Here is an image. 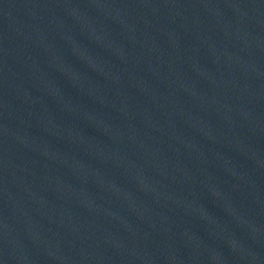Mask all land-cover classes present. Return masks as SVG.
<instances>
[{"label":"water","instance_id":"obj_1","mask_svg":"<svg viewBox=\"0 0 264 264\" xmlns=\"http://www.w3.org/2000/svg\"><path fill=\"white\" fill-rule=\"evenodd\" d=\"M0 264H264V0H0Z\"/></svg>","mask_w":264,"mask_h":264}]
</instances>
